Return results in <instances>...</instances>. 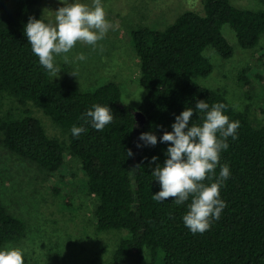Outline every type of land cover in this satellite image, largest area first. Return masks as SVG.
Masks as SVG:
<instances>
[{"label":"trees","instance_id":"1","mask_svg":"<svg viewBox=\"0 0 264 264\" xmlns=\"http://www.w3.org/2000/svg\"><path fill=\"white\" fill-rule=\"evenodd\" d=\"M41 0H0V95L32 103L69 133L66 145L48 135L41 119L31 112L0 120L3 143L21 158L50 171L65 165V152L79 159L87 178L88 193L96 197L94 211L99 232L127 231L112 258L97 264H143L149 249L152 264L162 254L161 264H264V127L256 128L249 116L233 107L218 90L201 85L197 77H208L213 63L205 55L214 48L226 59L235 48L223 35L229 24L240 46L254 49L264 36V10L241 9L231 0H205L204 13L187 11L164 30L140 26L132 43L140 58V83L147 89L139 110L123 103L120 86L110 81L93 91H83L73 82L53 81L31 50L24 28L30 17L50 20L39 9ZM241 79L249 82L247 73ZM249 84V83H247ZM198 100L209 105L224 103L230 121H240L238 139L228 138L220 165L230 167L231 176L221 189L227 207L210 230L193 234L183 222L190 200L177 205L172 198L160 203L153 195L161 188L152 172V157L161 166L169 144L137 147L138 138L152 132L158 140L172 131L175 117ZM109 106L114 120L102 131L85 125L78 138L71 132L81 126L79 118L92 105ZM203 113L193 116L202 123ZM134 155L128 157L127 150ZM141 165L140 168H136ZM220 166L216 168V175ZM209 183V181H204ZM26 222L10 213L0 200V246L20 241Z\"/></svg>","mask_w":264,"mask_h":264},{"label":"rangeland","instance_id":"2","mask_svg":"<svg viewBox=\"0 0 264 264\" xmlns=\"http://www.w3.org/2000/svg\"><path fill=\"white\" fill-rule=\"evenodd\" d=\"M74 0H41L39 9L55 22V11ZM92 5L93 0H80ZM113 24L96 49L82 42L67 54L56 56L60 73L53 81L67 79L83 91H93L110 81L123 92V103L137 114L138 125L143 123L139 108L148 94L140 83V58L134 50L132 31L140 26L164 30L187 11L204 13L205 0H101ZM241 9L264 10V0H231ZM223 35L235 48L230 59L209 47L205 55L214 65L208 77L197 81L224 94L234 108L246 113L256 128L264 127V36L254 49L240 46L235 31L229 24ZM83 53L87 59L76 57ZM246 72L249 82L241 79ZM249 83V84H247ZM31 112L41 119L49 136L66 145L69 133L58 126L45 112L32 103H21L17 98L0 95V120ZM0 128V200L8 211L26 222V234L17 242L0 246V250L18 247L24 250L25 264H97L109 261L127 231L99 232L94 211L95 196L88 193L87 178L80 161L67 148L65 165L50 171L37 163L25 160L10 151L3 143ZM149 249H145L143 264H152ZM162 262V254L157 259Z\"/></svg>","mask_w":264,"mask_h":264},{"label":"clouds","instance_id":"3","mask_svg":"<svg viewBox=\"0 0 264 264\" xmlns=\"http://www.w3.org/2000/svg\"><path fill=\"white\" fill-rule=\"evenodd\" d=\"M55 11V22H45L44 19L29 18L24 28L28 44L38 57L39 64L52 76L60 73L55 58L67 54L82 42L92 46L95 50L98 41L105 38L113 24L106 18L107 13L101 0H93L92 5L74 0L63 4ZM77 60L84 61L87 57L80 53ZM227 105L214 103L209 105L204 100H198L195 108L186 107L180 115L175 117L171 125L172 131H164L159 138L152 132L142 133L137 147L156 146L159 143L169 144L166 156L161 166L159 157H152L150 164H155L152 176L159 182L161 190L153 195V200L163 203L172 198L175 204L183 205L190 200L188 211L183 216V222L193 234H203L210 230L213 221L219 220L222 211L227 207L221 199V189L230 178L228 165H220L221 153L229 148L227 140L231 137L238 139L240 121H230L224 112ZM203 113L202 123H193V116ZM81 126L73 125L72 135L79 137L86 131L85 125L102 131L106 125L114 120L113 110L109 106L92 105L80 118ZM128 157L134 153L128 149ZM220 166L219 175L216 168ZM137 165L135 169L140 168ZM209 183H204V181ZM25 252L18 247L0 250V264H25Z\"/></svg>","mask_w":264,"mask_h":264},{"label":"water","instance_id":"4","mask_svg":"<svg viewBox=\"0 0 264 264\" xmlns=\"http://www.w3.org/2000/svg\"><path fill=\"white\" fill-rule=\"evenodd\" d=\"M144 122V121H143Z\"/></svg>","mask_w":264,"mask_h":264}]
</instances>
